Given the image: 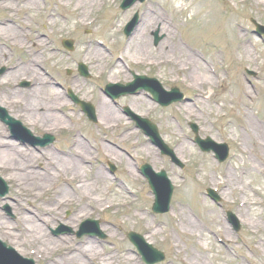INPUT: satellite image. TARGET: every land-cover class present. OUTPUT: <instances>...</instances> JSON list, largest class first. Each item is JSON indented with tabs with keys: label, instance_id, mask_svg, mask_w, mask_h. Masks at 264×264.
Masks as SVG:
<instances>
[{
	"label": "rangeland",
	"instance_id": "1",
	"mask_svg": "<svg viewBox=\"0 0 264 264\" xmlns=\"http://www.w3.org/2000/svg\"><path fill=\"white\" fill-rule=\"evenodd\" d=\"M1 1L3 0H0V4ZM9 1L13 8L3 9L0 7V26H3V22H12L13 25L11 26H15L19 34L12 37L13 40L9 43L0 39V49L6 52L3 58L7 61L6 65H9L0 64V75H3L1 74L3 68L9 71L14 68L24 67L33 57H39L40 68L44 71L42 73L43 77L48 74L55 82L63 84L67 88L70 86L74 87L75 82H80L82 90H80L79 86L77 90L80 96L84 99L89 98L92 100V105L99 112L103 106L100 102L101 91L98 84L107 83L106 76L101 79L95 78L96 70L94 72L90 65L87 64V67L92 72L91 79L88 82L77 81L76 79L74 81V78L71 77H74L77 73L74 72V75L68 77L65 69L77 67L78 63L81 62L78 56H83L81 54L83 48L93 46L96 44V40H100V38L102 41L108 42L105 40L103 31L97 32L94 26L79 29L71 25V23L65 27L60 20L54 26H50L48 22L51 20L49 15L51 16L55 12L54 8L57 0H38V7L29 10H26L25 7L28 3L25 2L27 0ZM111 1L113 0H107V3L99 13H95V16L97 14L99 18L114 15L113 26L119 22L118 26L121 34L116 37L118 40L116 38L110 39V44H114V40H116L115 44H122V47H124L128 39L137 38L146 33V36L152 40L155 59H162V57L167 55L166 57L174 58L177 62L183 63L186 61L185 57L180 56L179 53L174 52L172 54L166 51H159L160 45L165 39L162 34L166 35L165 28H168L178 36V38L171 41V44L182 42L183 50L188 51L191 58L195 60L194 62L201 68L195 69L192 74L188 71V75L185 73H173L170 70L171 67L167 65L162 68L144 65L134 68L137 69L138 73L148 74L158 79V81L164 83V87L169 88L173 84L179 83L177 86L184 92H188V100L190 101H188V109L194 114H188V118L184 111L178 112V108H181L183 103L175 104L168 108L157 106L154 103H152V108L144 104L140 107L135 105L136 112L143 113L153 119L165 143L175 150L178 157L180 156L185 168L180 169L178 166L173 165L169 159L161 155L159 150L147 145L145 138H143L142 150H139L136 155L131 152L134 156L140 157L141 155L142 161H149L157 171L165 170L175 187L171 211L165 215L153 213L148 209H151L155 198L149 195L148 186L145 181H140L142 177L135 168L134 171L139 182L133 181L127 176L126 160L120 165L117 177L108 173L106 165L98 160L100 155L106 161L105 153L101 149L104 133L108 132L110 137H112L111 131H105L106 129H102L100 125V122H103L105 118L101 117V113H99L98 120L101 119V121L98 124L90 123L63 96L66 101V107L62 110V115L66 117L64 119L66 128L62 131L61 129H56L52 132V135H55L56 142L45 149L39 147L37 156H41L39 152L45 151L47 155L53 156L57 160L70 158L69 151L78 142H82L83 146H86L88 152L94 155L95 158L87 166L88 170L91 173H95L98 169H103L109 175L103 196L114 204H120L122 218L120 216L112 217L113 215L110 211L88 218L100 221L101 231L106 235L105 240L87 236L82 239L78 238L77 234L80 231V226L87 219H83L76 229L59 221L54 222L53 226L46 227L47 236L53 240L67 238L68 242H74L75 246L78 247L87 240H94L98 244V250L103 252V256L106 257V261H103L102 264H119V260L124 259L126 256L134 258L135 264H144L141 256L137 254L136 248L126 236L130 231L144 236L148 243L166 254L167 259L161 264H264L263 258H259V255L256 256L247 248V246H253L256 242H261L260 247L264 250V228L259 230L258 234L253 235L240 221V230L236 231V228L230 225L227 215L228 211H231L238 216L239 203L236 202V194L230 195L228 200L224 201L220 194L222 189L215 186L219 181L233 173L239 178V168L249 166L247 159L242 157L240 147L246 143L245 147L252 148V143H247L245 137L241 134L245 130V121L242 117L244 111L254 110V120L264 128V39L254 35V26L250 21L255 19L264 25V5H257L254 0H148L146 4H137L132 9L123 11L120 8L123 0ZM181 3L188 6V11H178L177 7ZM138 12L141 13V25L134 35L126 40L123 39L124 27ZM151 26H156L154 31L150 30ZM103 28L110 30L108 26H103ZM159 30L163 31L162 34L159 32L162 41L158 46H155L154 35ZM37 34L45 36L44 41L48 47L33 48L29 51L28 45H33ZM63 37L74 41L75 48L73 51L70 52L64 49L63 44L60 42ZM121 39L124 44L120 42ZM12 41L15 43L14 47L11 45ZM240 44L245 45L250 51L248 58L240 56V50H238ZM105 45L110 49V54L107 57L104 69L109 71L114 69L116 57L120 51L119 49L115 50L118 48L114 47L115 45L113 46L115 51L109 47L110 45ZM51 54H55L54 57H51ZM131 68L133 67L131 66ZM246 71L254 72L256 77L250 76ZM204 72H210V76L216 86L199 88L196 85V81L204 76ZM24 74L26 75V81H28L30 73L24 72ZM175 79L177 81H174ZM1 80H4V77ZM67 80L70 81L65 83L64 81ZM26 81L19 80L15 89V86L12 85L13 83H10L12 86H1L0 97L4 98L5 92L11 93L13 90L26 92L25 88L20 87ZM56 90L59 91V89ZM243 92L249 93L251 97L243 99ZM198 95H202L204 98L207 95L212 96V100L203 103V106L204 104L206 106L205 109L200 108V105H197L194 109L189 107V105H193L192 101L199 99ZM129 101V97L119 101V111L122 105L129 106ZM61 102L62 100L58 99L55 105H60ZM130 104L133 105L132 102ZM26 105L29 106V113L32 112L30 114L36 113L33 108H37V111L41 113L46 110H56V107H50L48 103H39L38 106L34 107L35 104L30 106L28 101H26ZM5 107L8 112L11 111L10 108ZM209 107H211V112L208 110ZM218 111L219 115H216ZM14 118L23 122L25 127L28 126L25 125L26 122L23 117ZM30 121L32 122L28 127L33 131L47 133L46 128L42 130L38 124H34V122L41 123L39 118L33 117L30 118ZM121 122H124V119ZM103 123H107V120ZM191 124L198 126L199 136L202 139L210 137L216 143L225 142L228 144L230 147V159L224 164H219L214 154L202 153L199 147L194 144L195 135L190 127ZM0 125H2L1 129L5 134L4 138L0 139L2 144H20L23 146L20 142L10 138V133L6 126L1 122ZM41 127L50 126H43L41 123ZM104 127L107 126L105 125ZM33 133L36 135L35 131ZM79 135L81 137L77 138ZM115 138L117 139L118 137ZM132 140L134 139L132 138ZM183 141L188 144V151L185 153H181L179 148ZM146 148H149V153L148 151L146 152ZM124 158H127V156L125 155ZM47 161H49V157L46 156V158L44 157L38 162L36 167H43ZM136 161L138 164L139 160L137 159ZM251 162L264 170V162L258 159L257 156H253ZM131 164L134 167L137 166L133 162ZM38 171H41V167ZM0 177L8 185V193L4 197H0V213L11 224L17 225L18 216L16 217L12 207L15 186L1 172ZM247 184L251 199L257 201L255 202V213L261 218L259 221L264 226V174L253 175L248 178ZM57 186L59 189L63 186V182L60 181ZM209 188L217 190V194L221 198L220 204H215L207 197L206 189ZM37 194L40 193L38 192ZM48 198H50V194L44 195L40 200L33 203H27L29 206L27 208L26 202H24L25 210L35 212L39 217L43 218L44 213L40 204L44 205ZM26 199L34 200L35 197L30 194ZM179 206L187 209L188 215L198 223L200 228L208 227L211 222H215L218 227H220L221 221L229 224L228 226H230L232 231V243L223 241L220 234H217V236L204 235L203 239L182 235L176 230L175 222L173 221V214H178L177 208ZM136 210H144L140 215L146 218L145 221L132 218L131 214ZM76 211L77 207L75 204L64 210V221L68 222ZM125 213L128 216H125ZM147 225L151 226V231L157 230L160 233L152 236L150 230L146 229ZM60 226L70 228L72 234L56 235L55 232ZM218 227H214V229L218 230ZM171 235H173V239ZM178 235H180L181 239H179ZM252 236H255V238L249 239ZM3 242L16 249L24 258L33 259L36 264H48L46 260L38 259L32 253H26V247L18 246L16 242L11 240H3ZM204 247L209 250L204 249Z\"/></svg>",
	"mask_w": 264,
	"mask_h": 264
},
{
	"label": "bare ground",
	"instance_id": "2",
	"mask_svg": "<svg viewBox=\"0 0 264 264\" xmlns=\"http://www.w3.org/2000/svg\"><path fill=\"white\" fill-rule=\"evenodd\" d=\"M254 2L257 5H264V0H254ZM106 3L107 0H57L54 8L55 12H53L51 16L49 15L51 20L48 21L50 26H54L56 22L60 20L65 27L71 23V25L79 29L94 26L97 32L103 31L105 40L108 42L102 41L100 38V40H96V44L93 46L82 49V57L80 55L78 56V59H80L83 64L90 65L94 72L96 70L94 75L95 78L99 79L106 76V80L110 83H118L120 80L126 81L130 78L131 71L128 67L130 65L133 67L142 65L156 66L157 68H162L167 65L171 67V72L185 73L186 75H188V71L192 74L195 69H201L200 66L194 62L195 60L188 54V51L183 50V46H181L180 43L171 44V41L176 38V35L168 28H165L166 37L161 43L159 51H166L172 54L174 52L179 53L180 56L185 57V62L179 63L174 58L166 57L167 55L162 57V59H155L152 40L150 37L148 38L145 33L137 38L132 37L128 39L124 47H122V44H117L115 47L118 48L115 50L119 49L120 53L114 64V69L109 71L105 70L107 57L110 54V49L107 48L105 44L110 45L109 47L112 48L113 46L110 44L111 42L109 40H113L117 36L119 37L121 32L118 26L119 22H117V24L115 23L114 26L112 25V20L115 17L114 15L105 18L97 17V14ZM10 4L8 0H3L1 1L0 7L3 9H10L13 7H11L12 4ZM38 5V0H28L25 7L26 10H29L37 8ZM177 9L179 12H186L188 11V6H179ZM95 13H97L96 16ZM7 23L8 25L6 27L0 26V37L6 41L19 34L17 28L15 29V26H11L13 24L10 22ZM103 26H108L110 30L104 29ZM155 27L156 26H151L150 30H154ZM162 32L161 30L160 33L162 34ZM44 39V35L37 34L34 38L33 45H28L29 51L33 48L48 47ZM116 39L118 40V38ZM120 42H122V39ZM112 50H114V48H112ZM238 50H240V56H246L247 58L250 56V51L245 45L240 44ZM4 55L5 51L0 49V64L6 65L7 61L4 60ZM54 55L55 54H51V57H54ZM24 72L30 73V78L38 88L26 92H18L15 90L11 93L5 92L4 98L0 97V105L10 108L11 111L9 110V115L12 117H23L24 121L29 124L32 122L30 118H39L43 126H50L42 127V129L45 130L46 128V130L49 131L61 129L62 131L66 128L64 120L66 117L58 113V109L62 110L66 107V101L63 99L64 93L62 90L67 86L63 84H51V82L48 83L47 81L50 80V77H43L42 73H44V71L40 68L39 57H33L24 67L12 69L10 72L5 73L4 80L0 78V87H5L6 85L15 86L19 80L26 78ZM74 81L76 80L74 79ZM10 83L13 84L11 85ZM196 85L199 88L204 86L214 87L216 83L211 78L210 72H207L196 81ZM78 86L80 87L82 84L80 82H75L74 87L71 88L76 90ZM56 89H59V91ZM249 97H251L249 93H242L243 99ZM58 99H60V101L62 100V102L60 105H55ZM210 100H212L211 95H207L206 98L201 95L199 99L192 101L191 103L193 105H189V107L194 109V107L200 105V108L205 109L206 106L205 104L203 106V103ZM26 101H28L30 106H34L35 104L34 107L38 106L39 103H48V106L56 107L57 112L46 110L44 113H41L37 111V108H33L36 113L30 114L28 112L29 106L26 105ZM100 102L103 107L99 112H96L97 116H100L99 113H101V117L107 120V124L111 123V125L114 126H118L122 123L121 121L123 118L118 108L111 100L101 94ZM130 102L133 104L131 105V109L134 111L136 110L135 105L140 107L144 104L152 108L151 101H148L144 95L135 96ZM216 104L218 105V103ZM208 110L211 112V107H209ZM180 111H184L187 118L188 114L194 115L192 111L188 109V102H185L181 108H178L179 113H181ZM253 111L254 110H245L242 116L245 121V130L241 134L245 137L247 143H252V148L245 147L246 143L242 144L240 147L242 157L247 159L249 166L239 168V178L233 173L226 179L219 181L218 184L223 186L220 194L221 197L224 198V201L228 200L230 195L236 194V202L239 203L238 218L244 226L248 228L250 233L256 235L264 226L259 221L261 218L255 213L256 203L249 195L247 181L248 178L253 175L264 174V170L251 162L253 156H257L258 159L264 162V128L254 120ZM216 115H219V111ZM105 120L103 119V122ZM99 121H101V119ZM103 122L101 121L100 123L105 126ZM34 124L36 125L37 122H34ZM1 128L2 125H0V139L4 138L5 135ZM80 137V135L77 136V138ZM105 144L108 143H102L101 149L104 151L105 157L110 160L111 155H114L116 150ZM111 144L114 145L112 142ZM24 147L20 144H2L0 142V172L15 186L12 207L16 217L18 216V224L13 225L7 218L2 217L0 213V239L2 241L11 240L12 242H16L18 246L26 247V253H32V255H35L38 259L46 260L48 264H102L103 261L105 262L106 257L103 256V252L98 250V244H96L94 240H87L78 247L75 246L74 242H68L67 238H60L58 240L50 239L47 236L46 227L53 226L54 222L59 221L76 229L83 219L85 220L98 214H105L108 211L112 212V217L115 218V216H120L122 218L120 204H114L108 199L106 200L105 196H103L105 192L104 188L109 180L107 172L103 169H98L95 173H91L88 170L87 166L90 165V162L94 161L95 158L94 155L88 152L86 146H83L82 142H78V144L69 151L70 158L62 160H57L53 156L50 157L45 151L39 152L41 156H37L36 149L28 146ZM179 148L181 153H185L188 151V144L183 141ZM147 151L149 153V148H146V152ZM46 156L49 157V161H47L43 167L40 166L41 171H38L40 167L38 168L36 165L44 157L46 158ZM178 159L181 160L180 156ZM125 160L127 176L131 180L137 181L130 159L126 158ZM60 181L63 182V186L58 189L57 185ZM37 191L40 194H37ZM30 194L35 197L34 200L26 199ZM46 194H50V198L46 200L44 205L40 204L44 213L43 218L39 217L35 212L25 210L24 202H26L27 208L29 207L27 203L40 200L41 197ZM74 204L77 207V211L68 222L64 221L63 211L74 206ZM177 210L178 214H173V221L175 222L176 230L182 235L203 239L204 235L216 236L220 234L225 241H232L231 228L228 226L229 224H225L224 221H221L220 227H218L215 222H211L208 227L200 228L198 223L188 215L186 208L179 206ZM125 216L128 215L125 213ZM131 216L141 221H145L146 219L140 215V211L138 210L132 213ZM150 227V225H147L146 229L150 230L152 236H156L160 233L157 230L151 231ZM214 227H218V230H215ZM171 237L173 239V235H171ZM178 237L181 239L180 235H178ZM253 238H255V236L249 239ZM260 245L261 242H256L253 246H247V248L256 256L259 255V258L264 259V250H262ZM204 249L209 250L205 247ZM119 264H135V260L130 256H126L124 259L119 260Z\"/></svg>",
	"mask_w": 264,
	"mask_h": 264
},
{
	"label": "water",
	"instance_id": "3",
	"mask_svg": "<svg viewBox=\"0 0 264 264\" xmlns=\"http://www.w3.org/2000/svg\"><path fill=\"white\" fill-rule=\"evenodd\" d=\"M263 30L260 28V32H262ZM159 98V97H158ZM170 103V101H167V102H165L164 104L165 105H168ZM12 123V125H15L16 124V122L15 121H12L11 122ZM156 140V139H155ZM198 143L200 144V146L203 148V150H205V151H210L211 149H213V150H217V149H219V147H217V146H214V145H212L211 143H209V142H200V141H198ZM161 148H163L164 150H166V147L164 146V145H161ZM160 177H164L163 175L162 176H160ZM172 187H169V193H168V196H167V199H166V206H168V204L170 203V197H171V194H172ZM161 200V199H160ZM168 209V208H167ZM166 212H167V210H166ZM130 237H132V234L130 235ZM160 259H159V258ZM155 260H161V254H156L155 255ZM26 263V262H25ZM0 264H16L15 263V260H14V258L12 257V256H10V257H7L6 255L4 256V257H0ZM29 264H32L31 262L29 263Z\"/></svg>",
	"mask_w": 264,
	"mask_h": 264
},
{
	"label": "flooded vegetation",
	"instance_id": "4",
	"mask_svg": "<svg viewBox=\"0 0 264 264\" xmlns=\"http://www.w3.org/2000/svg\"><path fill=\"white\" fill-rule=\"evenodd\" d=\"M1 74H4V73H1Z\"/></svg>",
	"mask_w": 264,
	"mask_h": 264
}]
</instances>
